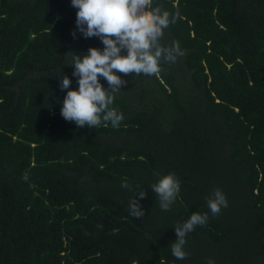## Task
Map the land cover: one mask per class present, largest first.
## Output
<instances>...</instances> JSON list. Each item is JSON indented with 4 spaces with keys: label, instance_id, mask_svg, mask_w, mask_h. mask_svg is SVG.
<instances>
[{
    "label": "trees",
    "instance_id": "trees-1",
    "mask_svg": "<svg viewBox=\"0 0 264 264\" xmlns=\"http://www.w3.org/2000/svg\"><path fill=\"white\" fill-rule=\"evenodd\" d=\"M157 7L171 21L160 45L183 54L155 75L117 73L120 126L89 128L60 112L78 89L71 53L100 39L73 38L71 0H0V264H264V0ZM169 173L181 187L163 211L151 185ZM217 188L228 207L212 216ZM192 213L209 219L179 260L174 228Z\"/></svg>",
    "mask_w": 264,
    "mask_h": 264
},
{
    "label": "clouds",
    "instance_id": "clouds-1",
    "mask_svg": "<svg viewBox=\"0 0 264 264\" xmlns=\"http://www.w3.org/2000/svg\"><path fill=\"white\" fill-rule=\"evenodd\" d=\"M152 3L153 0H71V6L77 9L76 29L71 33L73 38L78 31L84 38H99L104 47L102 50L89 48L82 56L71 53L70 66L73 77L78 78V89L68 90L63 98L60 114L65 121L78 127L95 128L102 122H110L113 128L119 127L123 116L110 106L114 94L121 92L127 82L117 73L155 75L161 71V60L174 62L183 54L178 43L172 48L160 45L163 30L171 21L167 12H161L158 7L151 8ZM122 52L126 54L122 55ZM99 77L106 80L108 88L102 86ZM71 84L72 81L64 76L59 85L61 91L69 89ZM121 186L129 187L126 182ZM180 187L181 182L174 173L164 175L151 185L161 210H170ZM146 195L140 192L128 201L129 214L134 219L144 217L135 197ZM206 204L212 216L228 207L227 198L219 188L206 197ZM208 219V213H192L176 225V240L171 243V254L175 258H187L186 236L197 226L206 225ZM111 232L115 235L118 229L113 228ZM206 264H215V261L209 258Z\"/></svg>",
    "mask_w": 264,
    "mask_h": 264
}]
</instances>
